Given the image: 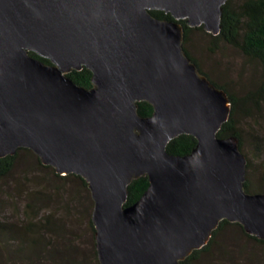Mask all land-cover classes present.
Returning <instances> with one entry per match:
<instances>
[{
	"label": "water",
	"instance_id": "95a60500",
	"mask_svg": "<svg viewBox=\"0 0 264 264\" xmlns=\"http://www.w3.org/2000/svg\"><path fill=\"white\" fill-rule=\"evenodd\" d=\"M226 1L0 0V158L28 148L85 180L99 264H181L222 220L264 240V192L244 189L237 137L217 136L230 101L186 54L178 23L216 36ZM83 67L91 88L67 76ZM181 134L193 149L168 153ZM142 175L147 188L125 205Z\"/></svg>",
	"mask_w": 264,
	"mask_h": 264
},
{
	"label": "rangeland",
	"instance_id": "374dc122",
	"mask_svg": "<svg viewBox=\"0 0 264 264\" xmlns=\"http://www.w3.org/2000/svg\"><path fill=\"white\" fill-rule=\"evenodd\" d=\"M232 1L235 6L243 0ZM183 47L202 73L235 97H244L264 79L261 63L213 41L204 30L191 29ZM243 105L233 122L247 158L245 182L251 191L264 190V101L245 103L248 114ZM55 173L18 151L14 167L0 178V264H98L90 192L78 178L63 180ZM243 232L236 225L223 227L209 250L188 264H264V244Z\"/></svg>",
	"mask_w": 264,
	"mask_h": 264
},
{
	"label": "trees",
	"instance_id": "16d2710c",
	"mask_svg": "<svg viewBox=\"0 0 264 264\" xmlns=\"http://www.w3.org/2000/svg\"><path fill=\"white\" fill-rule=\"evenodd\" d=\"M232 2V0H227L226 3L223 5L219 34L214 36L208 32L206 33H208V35L213 41H222L228 45H231L237 48L244 56L250 59H254L264 66V0H243L241 3L235 6L231 5ZM150 13L159 19H171V16L169 14H166L162 11H150ZM178 23L182 24V27L184 29L183 44L186 41L187 34L191 29L203 30L201 26H187L184 20H179ZM184 51L186 52L185 49ZM186 54L196 64L197 69L201 75L205 76L212 85H214L218 89L223 90L227 94V97L230 101V115L228 120L223 123V125L217 132V136L220 138L228 136L237 137L239 141V147L241 149V136L238 132L237 126L233 122V115L235 114V111L238 110V108L240 107V104H244L241 108L244 110V112H247L248 114V109L244 108L245 103L251 102L253 104L258 105L259 102L264 101V79L260 81V83L255 89L247 92L244 97H235L231 95L224 86L217 84L216 82L211 80L206 74L202 73V71L198 67V63L196 62V60L193 59L187 52ZM30 55L41 60L46 64H49V61L46 58L39 57L33 52H30ZM67 76L70 77L73 82L79 86L85 88L92 87L91 72L84 67L80 71H70L69 73H67ZM137 112L140 116H150L153 113V106L146 101H140L137 103ZM195 144L196 139L193 136L188 134H181L171 139L167 143L166 151L174 155H186L193 149ZM18 151H25L33 155L38 165L40 166L42 165L43 167L53 168L51 166H44L41 163L40 159L30 149L20 148L17 150L15 155H8L6 157L0 158V178L6 176L12 170L16 162ZM247 167L248 163L246 165V169ZM55 175L59 179L63 180H67L69 179V177L78 178L82 182V186L84 188H87V183L83 178L79 176H76L74 174L60 175L58 173H55ZM147 186L148 179L146 176L142 175L138 178L133 179L127 187L128 198L125 205H129L135 202L141 196ZM244 189L246 192L251 193L264 192V190L251 191L247 182L244 183ZM27 207L29 208V206ZM28 225L30 227L31 222L28 223ZM90 225L92 231L94 232V227L91 221ZM228 225H236L244 231L243 227L238 223H232L227 220L220 221L217 228L212 232V235L209 238L208 242L201 248L193 250L181 262V264H188L190 260L196 259L201 253L207 252L210 246L212 245V242L215 237L220 233L223 227ZM243 233L247 237L256 241L258 244H264V240L249 235L245 231ZM39 246L42 248V245L38 243V250ZM94 254L97 260L96 250ZM257 262L259 263V260H257ZM35 264H39V262H35Z\"/></svg>",
	"mask_w": 264,
	"mask_h": 264
}]
</instances>
